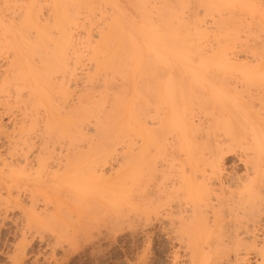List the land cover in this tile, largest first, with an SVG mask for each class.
Wrapping results in <instances>:
<instances>
[{
	"label": "bare ground",
	"instance_id": "obj_1",
	"mask_svg": "<svg viewBox=\"0 0 264 264\" xmlns=\"http://www.w3.org/2000/svg\"><path fill=\"white\" fill-rule=\"evenodd\" d=\"M60 189L141 260L264 264V0H0L1 220Z\"/></svg>",
	"mask_w": 264,
	"mask_h": 264
},
{
	"label": "rangeland",
	"instance_id": "obj_2",
	"mask_svg": "<svg viewBox=\"0 0 264 264\" xmlns=\"http://www.w3.org/2000/svg\"><path fill=\"white\" fill-rule=\"evenodd\" d=\"M126 12L129 13V11ZM119 161L123 162L122 160ZM236 163L234 157H229L225 162L226 167L235 165L237 169H240V165ZM116 164H119L118 161L113 162L110 169V164H107L105 167L106 171L108 173L110 171L113 174V171L119 169H116V167L120 166V164ZM121 170L125 172L127 169L121 168L120 171ZM62 190L57 191V194H55L56 191H53L54 193L50 192L49 197L50 201L52 200V205L56 207L62 206L61 209L58 207L56 212V218L61 221L62 224L55 220L62 226L58 225L56 222L51 224L52 227L44 226L36 228L38 229L37 231L33 228L34 230L32 229L30 233L28 232L29 234H25L26 240L21 241V233L18 230L21 222H19V220L21 218H18L20 217L18 216V212H9V215L7 214L8 218H5L6 220L4 221L1 220L0 217V264H138V262L139 264H170V258L168 255L171 249L169 248V245L166 244L167 242L165 239L157 233H154L152 236L153 240H151V245H149L150 248L147 253L148 255L142 260L139 257V255H141L142 246L144 245L143 243H145L144 239H142L144 238L142 235L130 231L116 232L113 233V235L111 231L110 235L108 227L109 223H107L108 221H105L108 220L106 219L108 217L104 215L103 211L105 205H107V198L104 201L103 198L100 199L99 196L97 197L93 195L92 199L95 198V200L98 201L97 206H95V203L97 202H95V200L93 201L94 203L92 202V199L90 201L88 198L85 200H76L75 197L77 198V195L75 192L71 193L70 196V193L69 195L64 194V192L66 193V189H64L63 192ZM68 191L72 192L67 190V193ZM71 199H73L74 202ZM75 200L80 201V204H77ZM82 201L85 204L82 203ZM38 204H41V202ZM85 207H87V212L84 210L86 209ZM97 207L99 210L102 209L101 211L103 212H95L96 210L94 209ZM60 211L61 216L58 214ZM94 213L96 215H93ZM63 215L67 217H64ZM80 217L83 219H80ZM102 217L105 218L103 219ZM75 219L77 221H75ZM13 220L16 221L15 224ZM54 226H58L61 231ZM105 231L107 232L105 233ZM20 241L21 246L19 244ZM138 259L141 262L138 261ZM250 262L255 263V258H253V260L250 259Z\"/></svg>",
	"mask_w": 264,
	"mask_h": 264
}]
</instances>
